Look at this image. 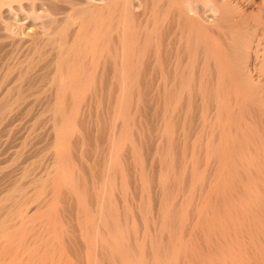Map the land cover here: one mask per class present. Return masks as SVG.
Masks as SVG:
<instances>
[{
  "label": "bare ground",
  "instance_id": "1",
  "mask_svg": "<svg viewBox=\"0 0 264 264\" xmlns=\"http://www.w3.org/2000/svg\"><path fill=\"white\" fill-rule=\"evenodd\" d=\"M16 6L31 10L28 16L40 21L45 36L15 39V26L3 14L7 10L17 16ZM180 48L194 58L201 49L198 78L194 62L190 69L178 67ZM143 73L151 77L144 89ZM28 94L35 97L32 104L44 95L45 100L32 122L39 130L31 129L22 147L32 136L36 141L45 138L44 143L49 137L37 154L48 155L50 162L31 178L28 164L0 197V264H264V0H0V124ZM184 100L188 106L183 114ZM201 105V122L195 121L200 127L193 129L191 112ZM178 122L181 135L175 131ZM159 125L165 127L163 133ZM2 134L0 130V141ZM163 134L166 145L160 141ZM183 135L185 139L179 137ZM180 138L205 143L204 149L222 147L221 155L232 164L225 169L219 163L222 179L212 182V191L233 201L236 196V206L202 214L195 203L197 218H185L183 206L192 205L194 193L202 191V184L197 190L192 182L200 184L207 168L200 176L199 161L193 162L199 159L195 145L190 168L185 160L183 167L174 163L175 152L165 154L171 167L158 156L165 146L172 149L173 142L179 146L178 140L184 152ZM216 149L212 156L217 154L221 162ZM23 153L18 150L16 156ZM207 153L211 156L209 149ZM181 154L185 159L187 152ZM145 155L155 161L154 187H160L155 195L165 189L167 198L160 197L156 207L159 234L141 229L140 237L138 221H132L134 204L140 206L136 210L145 228L152 211V171L146 173ZM128 164L137 194H131L124 170ZM183 168L192 170V179L182 202ZM179 173L184 175L177 179ZM169 182L176 189L173 195H167L173 190ZM177 199L182 208H174L179 211L173 231H167L169 209ZM69 200L73 206L66 204ZM123 206H133L134 213Z\"/></svg>",
  "mask_w": 264,
  "mask_h": 264
},
{
  "label": "rangeland",
  "instance_id": "2",
  "mask_svg": "<svg viewBox=\"0 0 264 264\" xmlns=\"http://www.w3.org/2000/svg\"><path fill=\"white\" fill-rule=\"evenodd\" d=\"M15 11H16V13H17V16H13V15H11V14H9V12L7 11V10H5L4 11V16H3V18L5 19V20H7V21H9L10 22V24L12 23L13 25L12 26H15V28H13V29H16L15 30V32L17 33V35L15 34V39H18V40H21V39H29L30 37H36V36H38V37H41V36H45V34H44V32H45V29H42L43 27H41V24L39 25V23L38 22H40L39 20H37V19H35V22H32L33 21V18L32 17H29L28 16V13L30 14H32V12H31V10L29 9V8H27L26 7V11L28 12H23L22 10H20L17 6L15 7ZM27 15V16H26ZM205 16L206 17V15L201 11V16ZM202 16V17H203ZM15 17V18H14ZM28 17V18H27ZM207 18V17H206ZM209 19H210V17H209ZM36 24V25H35ZM16 25L18 26H20V28H19V26L17 27L19 30H18V32H17V28H16ZM53 27V25L51 24V25H49V29L48 30H50L51 28ZM11 32V31H10ZM22 33V34H21ZM26 36H25V35ZM182 49V50H181ZM177 53H178V55H179V64L181 65V66H179L178 65V67L179 68H182L183 67V65L185 64V66H184V70H186V69H190V65H191V63H193L194 62V64H195V66L193 67V70L194 71H198V69H199V73H198V75H195V78H198L199 77V74H200V70H201V63L203 62L202 61V52H201V49H200V52H199V58H194V56H192V55H190V53L191 54H193L191 51H186V50H184L183 48H180V52H179V50L177 51ZM164 54V53H163ZM191 57H190V56ZM185 56V57H184ZM15 57V56H14ZM164 59H167V56H164L163 57ZM184 58V59H183ZM186 58V59H185ZM192 58H194V59H192ZM163 59V60H164ZM198 59V60H197ZM162 60V62H165V63H168L167 61H163ZM185 60V61H184ZM187 60V61H186ZM145 62V61H144ZM195 62H198V63H195ZM145 63H147L146 64V66L144 65V68L146 67V71L144 70V72L145 73H147V72H149L148 70H147V65H148V60L145 62ZM187 63V64H186ZM188 64H189V66H188ZM197 64V65H196ZM187 66V67H186ZM189 67V68H188ZM143 68V69H144ZM149 68V67H148ZM165 69V68H164ZM145 73H143L142 74V77L145 75V77L144 78H142L141 77V81H140V85H142L141 86V88L142 89H144V87H146V85L147 86H149V84H148V82H149V80L148 79H150L151 77H150V75H148V74H145ZM14 75V76H13ZM15 75H16V71L15 72H13L12 73V75H11V80L9 79L8 80V85L9 86H11V85H14V79H15ZM198 76V77H197ZM150 77V78H149ZM12 80H13V82H12ZM148 81V82H147ZM13 83V84H12ZM142 83V84H141ZM194 90H195V87H194V89H193V93H194ZM195 94V93H194ZM193 94V95H194ZM29 95V94H28ZM27 95V97H26V99L23 101V104H21V106H20V108H13L7 115H6V117H5V119L2 121L3 122V124L1 123L0 124V130H2L3 131V133L5 132L6 134H2V139H1V141H0V170H3V165H5L4 166V172H6L5 174H2L1 175V173H0V197L3 195V196H5V194L7 193V191H8V189H9V186L11 187L12 185H13V181H16L15 179H17L20 175H21V173H22V171L25 169V168H28V167H26L28 164V166H29V168H31V172H33L32 174L31 173H29V176H30V178L33 176V174L35 175V174H38V171H40V168L43 170V168L45 167V165L46 164H48L49 162L47 161V160H49L50 159V157L48 158V155H47V157L45 156V157H40L41 156V154H40V152H38V154H39V157L37 156L38 154H37V150H38V148H40V150L42 149V147H44V144H45V146L46 145H48V143H47V140H48V138L49 137H47V140H46V143H44L45 142V138H44V141H42L43 139H38V141H36V138H34V136H32V137H30V139H28V140H30V141H28V145H26V146H24V147H22L23 146V141H24V139H25V137H27L29 134H30V132H31V129H32V131L33 132H35V130H39V127L40 126H38L37 125V127L35 128V129H33L32 127V122L34 123V120H36V118L35 117H37V115H35V114H38V113H40L39 111H41V108L40 107H42V105L40 106V104L45 100V95H44V97H40L39 99H36L37 101H39V102H37L36 101V103L35 104H32V101L33 100H35V97L33 96V95H29L28 96ZM195 96V95H194ZM32 97V98H31ZM40 101H42L41 103H40ZM188 102H187V100H184L183 102H182V106H181V108H180V110L183 112V110H184V112L186 111L185 109H187V106H188V104H187ZM34 105V106H33ZM33 107V108H32ZM202 107V105L200 106V107H193V109H192V112H191V114H192V118H193V116H194V118L192 119L193 121H192V125H193V129H194V127H195V125L196 124H198V122H196L195 123V121L197 120V121H199V123L201 122V119L199 118V116H200V111H203L202 109H203V107ZM197 109V110H196ZM24 110V111H23ZM35 110V111H34ZM39 110V111H38ZM34 111V112H33ZM148 111V110H147ZM184 112H183V114H184ZM194 112V113H193ZM181 116V115H180ZM30 117V118H29ZM20 118V119H19ZM182 118V117H181ZM179 119V121H182V119ZM27 124H28V126H27ZM177 125H179V127H175L176 129H175V131H177L178 132V135H181V134H183V129L181 128V127H183L182 126V122H178L177 123ZM200 124H198V125H196L197 127H200L199 126ZM31 126V127H30ZM163 125H159V129H161V131L163 130H166L165 129V127L163 126ZM186 126H188V123H186ZM15 127H17L18 129H16ZM13 128V129H12ZM30 128V129H29ZM16 129V130H15ZM29 129V130H28ZM181 130V131H180ZM163 131H162V133H163ZM145 132H146V130H145ZM177 132H175V135H177ZM32 133V132H31ZM167 135V134H166ZM174 135V136H175ZM177 135V136H178ZM194 135V134H193ZM145 137L147 138V135H145ZM165 136H164V134L163 135H161V140L160 141H162V143H164V142H167L168 141V139H167V137H166V140H164L165 138H164ZM179 137H181V138H183V139H185V135H183V136H179ZM33 138V139H32ZM181 138H180V140H181ZM192 138H193V136H192ZM35 139V140H34ZM183 139L181 140V142H183ZM101 141V140H100ZM38 142H40V144L38 143ZM49 142V141H48ZM103 142V141H102ZM102 142H100L99 144L101 145L102 144ZM185 142H187V143H185ZM185 142H183V146H184V149H183V151L186 153L187 152V156H188V159H187V156H186V158L185 159H183V158H181L182 159V161H181V159H180V157H182V154L181 153H183L184 154V156H185V153L184 152H182V150H181V147H180V141L178 140V144H179V146L177 145V147H175L176 145V143H177V141H176V143L175 142H173L172 144L173 145H171L172 146V149H170V147H169V142L167 143L168 144V146H167V148L169 147V149L168 150H166V146H165V148H163V149H160V151H161V153L160 154H158V156H160L161 157V159H162V157H163V160H165V161H167V163H168V157L165 155L168 151H171V152H173V154H174V152H175V155H176V157H177V155H178V159L175 157L174 158V155L173 156H171L172 157V160H174V163H178V165H180L181 163V165H180V167H183L182 165H183V162H184V160H185V163H187V164H189V168H190V164H194L195 163V161L197 162V161H199V162H197V163H195V165L196 164H199V166H200V168H202V171H201V169H200V171H201V175L200 176H202V174L203 173H205V168H207V172H208V174H207V172L205 173V177L204 178H202L203 180L200 182V184L198 183L199 182V178H200V176L198 177V178H196V179H198V181H197V183L198 184H196L195 183V181H194V183H195V185H193V182H192V185L191 186H196V189H197V187H199L198 185H201L202 184V188H201V190L202 191H199L198 189V191H199V193H198V191L196 192V194L194 193V195H197V196H194L193 195V197H192V201H191V204L192 205H190V206H183V209L185 210L184 212L186 213V214H184V216H187V217H185V218H187V219H189V220H191L190 218H193V220H195L197 217H196V215H195V213L197 212L196 210H197V208H196V210H195V208H194V206H195V203H196V206L197 207H202V209L199 207L198 208V213H199V211H201L202 212V214H209L210 212H211V209L212 210H215V209H219L218 211H222V210H224L225 209V206H236V201H235V197L236 196H234L233 198H234V201H233V199L232 200H230L229 198H227V197H225V198H222L223 196V194L221 193V192H218V193H216L215 191H212V182L215 180H217V179H219V173L220 172H217V170L219 169L220 170V167H219V163H220V166H221V168H223V166H225V169L229 166V165H231L232 163H231V161H229L230 159H226V158H224L223 157V155H221V153L223 152V150H222V147L221 146H218L217 147V149H216V145L214 146L215 148H207V149H204L205 147H207L206 146V144L204 143H201L200 145H201V150L202 151H200V152H197V150L199 151L200 149H199V147H200V145H195L194 143H192V142H190V141H185ZM36 143H38L37 145H36ZM161 143V144H162ZM43 144V145H42ZM185 144V145H184ZM40 145V146H39ZM163 145V144H162ZM164 145H166L165 143H164ZM192 145H195V149H196V151L194 150V147L192 146ZM161 146V145H160ZM181 146H182V144H181ZM199 146V147H198ZM202 146H203V148H202ZM22 147V148H21ZM164 147V146H163ZM197 147V148H196ZM45 148V147H44ZM179 148V149H178ZM188 148V149H187ZM219 148H221L220 150H219ZM23 150V152H25V154L27 155H25L24 153H23V155L22 154H20L19 156L17 155L16 156V154H17V151L18 150ZM142 149L144 150L145 149V144H143L142 143ZM193 149V150H192ZM208 149H209V153H211L210 155L211 156H206L205 154L208 152ZM213 149V150H212ZM216 149V151L215 152H217V150L218 151H220V153H218L219 155H220V157H221V162H219L218 161V158L219 157H217V159H216V156H217V154L215 155V158H214V156H212V155H214L213 153H214V150ZM24 150H27V151H24ZM31 150V151H30ZM32 150H33V152H32ZM44 150V149H43ZM180 150H181V152H180ZM187 150H189V151H187ZM194 151H195V155L197 156V155H199V159L202 157V159H198L197 160V158H196V160H192L194 163H191V161H188V160H191V158L192 159H194ZM205 151H207V152H205ZM212 151H213V153H212ZM222 151V152H221ZM102 152V151H101ZM147 151H146V149H145V153H146ZM149 152H150V149H149ZM179 152V153H178ZM37 155H36V154ZM162 153H163V155H162ZM201 153V154H200ZM32 154H33V156H32ZM91 154V155H90ZM89 155H87V158L89 157H91L92 156V153H90ZM102 154H103V152H102ZM147 154H148V152H147ZM191 154H193L192 156H191ZM101 155V153L99 154V157H98V155H97V157L98 158H96L95 157V164L94 165H92V168H94L93 166H95V167H97V165H96V163H97V160L100 162V156ZM162 155V156H161ZM207 155H208V153H207ZM25 156H26V158H25ZM30 156V157H29ZM32 156V157H31ZM158 156H157V158H158ZM22 157L24 158V159H22ZM35 157H38V159L37 158H35ZM166 157H167V160H166ZM205 157H213L214 159H212L211 158V160L209 161V159H208V161H207V158H205ZM41 158V159H40ZM88 158V160H90ZM145 158L147 159L146 160V165H145V168H146V173H149L150 174V172L152 173V174H150L149 175V178L151 179L152 178V180H150L149 178H147V180H150L149 182H151L152 184H153V186H150V190L149 191H151V193L152 194H150L148 197H149V199H150V197H152L150 200H151V202H152V211L150 210V213H151V216L150 217H152L151 219H150V217H149V219L147 220V228H145V226H141V219H140V213L138 214V211L139 210H136V209H138L140 206H137L136 207V203L134 204V201H136L137 199H134L132 202H133V204H134V208H135V214H136V216H137V218H136V216L135 215H133L134 216V219H136V220H132L134 223H136L137 221H138V224H136L137 226H139V228H138V236L140 235V237L142 236L141 234L143 233V231H144V233H146L145 231H148L149 233L151 232V235L153 236L154 234L155 235H158L159 234V232L158 231H155V230H159L160 231V228L159 229H156V228H158V227H161V226H159V221H160V216H156V215H160V213H159V211H158V208H156V207H160V197L162 198V196H163V198L165 199V198H167V197H165L166 196V193H164V191H165V189L163 190V191H161L160 193H159V195H155V193L156 192H154V190L155 191H158V188H160V187H154L155 186V184L156 183H154V175L153 174H156V167H153V169H152V165H151V163L152 162H155L154 160H153V158H152V161H151V156H150V158L149 157H147L146 155H145ZM156 158V159H157ZM205 158V159H204ZM26 159V160H25ZM30 159H32V161H33V159H36L37 160V162H35L36 160H34V162H35V164H33L34 162H32ZM39 159H40V163H39ZM94 159V157L93 158H91V160H93ZM102 159L103 160H101V162L103 163V161H104V157H102ZM187 159V160H186ZM204 159V160H203ZM220 159V158H219ZM15 160V161H14ZM28 160V161H27ZM29 160H30V162H29ZM42 160V161H41ZM129 160V161H128ZM226 160V161H225ZM13 161V162H12ZM27 161V162H26ZM127 161L128 162H130L131 163V161H130V159H127ZM179 161L181 162L180 164H179ZM202 161V163H200ZM203 161H205V163L203 162ZM5 162V163H4ZM26 162V163H25ZM44 162V163H43ZM98 162V164L100 165L101 163H99ZM127 162V163H128ZM218 162V163H217ZM224 162H225V164H224ZM227 162V163H226ZM228 162L230 163V164H228ZM2 163H4V164H2ZM9 163H10V166H9ZM13 163V164H12ZM14 163H15V166H14ZM37 163V164H36ZM42 163V164H41ZM174 163L172 164V166H174ZM16 164H18L17 166H16ZM26 164V165H25ZM31 164V165H30ZM132 164V163H131ZM130 164V165H131ZM34 165V166H33ZM42 165V166H41ZM125 165H126V163H125ZM164 165H165V163H164ZM168 165H169V163H168ZM178 165H175V167L176 168H178V169H180L179 167H178ZM195 165H192V167L194 166V170H199V166H195ZM205 167H204V166ZM212 165V166H211ZM19 166H21V167H19ZM44 166V167H43ZM155 166V165H154ZM166 167H167V164L165 165ZM164 166V167H165ZM170 166V165H169ZM169 166L167 167V168H169ZM203 166V167H202ZM36 167H37V169H36ZM131 168V166H129V164H128V167L126 168L125 167V171H126V169H127V171H126V173L128 172V174H127V176L129 177V185H130V187H132V186H134L133 184H134V180H133V176H130V174L129 173H131L132 174V170H130V168ZM163 166H162V170L165 172L167 169L166 168H164ZM171 167V166H170ZM188 168V169H189ZM148 169V170H147ZM149 169H151V170H149ZM178 169L176 170L175 168H174V170H176L175 171V174L178 172ZM182 169V168H181ZM181 169L179 170V172L181 171ZM184 169V168H183ZM193 169V168H192ZM203 169H204V172H203ZM225 169L223 170L222 169V172L225 174L226 173V171H225ZM41 170V171H42ZM173 170V169H172ZM185 170V169H184ZM36 171V172H35ZM162 171V172H163ZM186 172H184V174L186 173V176L184 175V174H182V173H179L178 175H179V177L177 176V175H175L174 176V178H177V179H179V178H181V175H184L183 177H184V179H183V177H182V181H180L178 184L180 185L179 187H183V195L182 194H180L179 195V197H181L180 199H181V201H182V198L185 196L184 195V193H185V191L188 189V185L191 183V177H190V179H189V173H191L190 171H192L191 169H189V171L188 170H185ZM200 171H198V172H200ZM2 172V171H1ZM174 172V171H173ZM173 172H172V175H170L171 177L173 176ZM183 172V171H182ZM203 172V173H202ZM40 173V172H39ZM14 174H15V177H14ZM181 174V175H180ZM188 174V175H187ZM153 175V176H152ZM206 175H207V178H206ZM221 175V177H220V179L219 180H221L222 179V173L220 174ZM152 176V177H151ZM203 176H204V174H203ZM130 177H131V179H130ZM147 177H148V174H147ZM218 177V178H217ZM223 177H224V175H223ZM29 177L27 176L26 177V179L25 180H27ZM189 179V180H188ZM200 180H201V178H200ZM193 181V180H192ZM214 181V182H215ZM8 183V184H7ZM8 185V186H7ZM175 185H176V183H175ZM172 185H171V182H169V187H171ZM190 186V185H189ZM190 186V187H191ZM176 188H178V186H175ZM133 188V190L132 189H130L131 191H133L131 194H133V193H135V194H137V191L135 190V187H132ZM172 188V187H171ZM171 188H169V192L172 190V192L171 193H168L167 195H173L174 194V192H175V190L176 189H174V185H173V188L171 189ZM186 188V189H185ZM200 188V187H199ZM177 190H179V189H177ZM180 190H181V188H180ZM179 190V191H180ZM208 190H211L210 192H208V195H207V191ZM168 191V190H167ZM181 192V191H180ZM179 192V193H180ZM212 192V193H211ZM4 193V194H3ZM211 193V197L209 196V194ZM217 194H219V196L217 195ZM153 195V196H152ZM2 196V197H3ZM131 196V195H130ZM133 196V195H132ZM207 196V198L205 199V197ZM222 196V197H221ZM1 197V198H2ZM88 198L90 197L89 195L87 196ZM169 197V196H168ZM179 197H178V199H179ZM199 199H198V198ZM65 198H66V196L64 197V202H65ZM68 198V197H67ZM135 198V197H134ZM136 198H137V196H136ZM202 198H204L203 199V201H202ZM90 199H91V197H90ZM147 199V196L144 198V201ZM178 199H177V201H175V203H174V205L175 206H170V209H169V216H170V218H171V222L170 223H167L166 222V224L168 225L167 226V231H173V222H175V220H176V217H175V215L178 213V211L179 210H181V208H182V206H179V204H180V200L178 201ZM193 199H195V200H193ZM156 200H158L159 202H158V204H159V206H156ZM66 201H67V199H66ZM138 201V200H137ZM136 201V202H137ZM183 201H184V198H183ZM182 201V202H183ZM196 201V202H195ZM69 202H70V200L68 201V203L66 202V204L69 206ZM153 202H155V204L153 203ZM204 202H206V203H204ZM233 202V203H232ZM72 203V204H71ZM88 203V202H87ZM138 203V202H137ZM139 203H140V200H139ZM176 203H178V206H176ZM61 204V207H62V205H63V201L60 203ZM88 204H90V206H93V204H92V201L91 200H89V203ZM133 204H131V205H133ZM154 204V205H153ZM193 204H194V206H193ZM206 204V205H205ZM58 205V204H57ZM70 205H74V203L73 202H70ZM75 206H77V205H75ZM193 206V207H192ZM209 207V209H207L208 207ZM212 206V207H211ZM119 207V206H118ZM123 207H128V206H123ZM130 207V206H129ZM128 207V208H129ZM131 207H133V206H131ZM130 207V209H132V213H134L133 212V208H131ZM142 207H144V206H142ZM180 207V209L179 210H175V209H177V208H179ZM187 207L189 208V211H188V209H187ZM213 207H214V209H213ZM153 208H154V210H153ZM175 208V209H174ZM205 208V209H204ZM224 208V209H223ZM122 210V209H121ZM175 210V211H174ZM155 211V212H154ZM156 211H158V214H157V212ZM205 211V212H204ZM153 212V213H152ZM189 212H190V214H189ZM193 213H194V215H193ZM138 216H139V218H138ZM190 216V217H189ZM192 216V217H191ZM193 216H195L196 218H194ZM174 219V221L172 222V220ZM168 220H170V219H168ZM136 221V222H135ZM152 225H153V227H152ZM155 225H156V227H155ZM143 230V231H139V230ZM166 231V230H165ZM143 233V234H144ZM131 235V234H130ZM131 237H132V235H131ZM130 237V239L132 240V238ZM158 237V236H157ZM159 238V237H158ZM147 248H149L148 246H147ZM146 248V249H147ZM145 249V251H146V253L145 254H147L148 255V257H149V253H148V249L146 250Z\"/></svg>",
  "mask_w": 264,
  "mask_h": 264
}]
</instances>
